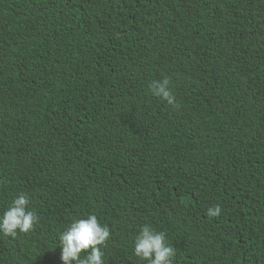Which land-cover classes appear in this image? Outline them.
<instances>
[{
  "label": "trees",
  "instance_id": "16d2710c",
  "mask_svg": "<svg viewBox=\"0 0 264 264\" xmlns=\"http://www.w3.org/2000/svg\"><path fill=\"white\" fill-rule=\"evenodd\" d=\"M20 194L0 264H62L89 215L104 264H147L145 226L171 264H264V0H0V222Z\"/></svg>",
  "mask_w": 264,
  "mask_h": 264
},
{
  "label": "clouds",
  "instance_id": "9594fccd",
  "mask_svg": "<svg viewBox=\"0 0 264 264\" xmlns=\"http://www.w3.org/2000/svg\"><path fill=\"white\" fill-rule=\"evenodd\" d=\"M172 81L165 77L160 81H153L149 85L150 92L166 101L169 106L179 107L176 96L172 92ZM29 197L20 194L16 197L0 222V232L6 237L15 238L17 233L28 234L39 223L35 211H29ZM206 215L218 218L221 215L219 205L209 208ZM107 225L101 226L97 217L89 215L86 219H76L59 235L62 248V264H104V253L101 247H107L110 239ZM175 249L168 246L166 234L155 232L151 227H143L135 240L134 255L147 264H171ZM87 253V255H84ZM83 256V258H82Z\"/></svg>",
  "mask_w": 264,
  "mask_h": 264
}]
</instances>
